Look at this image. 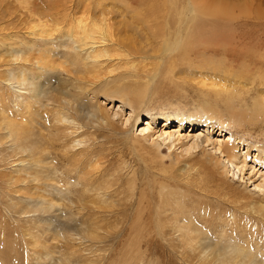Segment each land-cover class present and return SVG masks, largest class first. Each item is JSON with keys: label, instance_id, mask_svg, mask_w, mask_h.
<instances>
[{"label": "bare ground", "instance_id": "bare-ground-1", "mask_svg": "<svg viewBox=\"0 0 264 264\" xmlns=\"http://www.w3.org/2000/svg\"><path fill=\"white\" fill-rule=\"evenodd\" d=\"M177 1L172 0L169 6L175 21L165 18L162 24L158 20L161 16L155 15L158 11L155 14L147 11L145 13L143 11L146 8L139 11L125 5L126 8L118 13L121 20L115 22L117 20L110 18L109 14H112L110 9L106 10V6L103 8V4L100 12L97 11L98 8L96 12L92 9L76 12V7L72 5V8L68 5L74 0H68L63 5L50 6L49 9L38 7L33 4L34 2L25 3L26 6L21 7L12 18L0 19V178L9 191L18 188L25 190L28 187H43L40 189L43 193L40 197L43 199L37 201L31 198L22 199L27 206L19 211L15 210L17 206L10 198L11 194L6 195L8 200L6 204L12 214L7 216L22 227L23 240L27 246L30 247L32 240L38 242L34 250L45 258L44 261L40 259L44 264H72V259L81 264L95 263L85 257V252L92 253L94 249L92 250L91 245H84L83 237L90 242H97L100 237L89 230L81 234L69 230L70 228L66 232L55 229L52 220L58 217L55 214L61 215V208H63V215H112L124 208L123 204L134 199L141 208V203L149 197L145 190L135 194L136 189L139 188L136 187L138 182L135 178L139 172L138 168L132 172V181H127L126 186L121 184L123 178L120 173L125 167L122 162H126V156L121 148L124 146L129 147L128 152L135 159L136 162H134L139 169L170 170L167 175L170 179L186 177L189 181L193 180L201 189L194 187L204 193L211 203H215L214 199L220 200L237 211H244L247 215H257V218L264 221V129L262 128V125L264 126V76H256L257 81H260L258 85L262 87L251 89L257 93L251 105H249L251 102L248 104L249 99L246 97L249 93L248 88H246L248 93L246 92L245 97L240 94L243 97H240L241 111L235 110V104L230 103V100L225 101L226 112L223 111L224 113L215 106L220 104H216L218 98H229L235 93L231 94V89L234 90L236 86L232 85L233 88H231L225 83L232 79L228 80L226 76L229 73L226 75L227 72L224 69L226 76H221L224 79L212 75H208L212 76L208 80L205 77L197 78L201 90L215 99L213 100L215 105L208 102L204 109L194 110L196 116H192V113L189 116L176 108V112L148 113L145 121L147 123H144L141 122L140 115H135L137 104H144L147 94L157 91L162 83H160L161 66L158 65V68L153 70L154 68L150 69L151 65L147 62L161 60L163 57L149 56L146 55V50L138 49L137 39L129 36L131 34H129L130 25L127 17L131 15L133 19H137L138 23L131 25V32L134 31L131 36L136 37L135 34L138 35L137 37L148 36L145 38L146 46L150 47L153 43L157 46L161 45L166 56L182 49L187 50L189 41H193L195 34L191 18L194 9L192 1L188 0V9L186 13H182L183 8L179 10L176 7ZM77 2L83 3L81 0ZM222 9L225 17H228L229 11L235 9V12L239 14L238 17L243 18L245 23L251 22L249 25L241 26L240 24L239 29L249 26V30L256 31L257 28L264 26V0H224ZM150 18L153 21H149ZM230 19L229 15L228 20ZM147 30L148 33H144ZM244 38H239L243 39L241 41L236 38L220 39L217 40V46L228 50L239 60L252 61L253 65L264 62V41L250 42L251 39L246 41ZM253 50L259 51V55L251 57ZM247 70L249 69L244 68L247 76L245 81L256 75V71L251 73ZM55 77L58 78V86L48 84ZM242 83L243 81L239 80L235 84L241 89ZM107 100L117 101L120 106L116 105L119 106L116 110H114L116 106L108 110L104 105V101ZM125 107L131 110L126 117L122 115ZM132 121H134L133 125ZM161 123L164 126L159 129L157 125L160 126ZM225 127H231L233 131L229 130L230 133L226 134ZM104 130L114 132L123 142L114 141L108 135L104 136L107 142H97L99 138L96 139V133L102 134ZM131 140L143 141V147L125 145ZM162 147L170 152L169 165L160 150ZM198 154L204 158L196 162L198 157L200 158ZM110 156L115 157L110 159ZM148 161L154 163V166H149ZM192 172L195 174L194 179L190 178ZM230 175L238 180L239 187L244 184L242 190L235 186L234 180L229 181ZM190 184L188 185L191 186ZM249 186L253 189L248 190L251 188ZM164 196H166V205L161 206L157 215L161 213L162 216L171 215V217H165L164 221H172L171 224L168 222L170 229L181 232V239L185 240L187 249H192L195 245L193 242L200 235V231L190 227L192 222L184 223V219L190 221L192 218L183 217L195 215L196 212L187 210L181 199L177 198L178 196L172 197L171 193H166ZM54 197L59 199L55 200ZM211 198L214 199L211 200ZM147 204L150 209V201H147ZM124 206L127 207V205ZM205 206L210 207V204ZM211 207H214V204H211ZM211 207L208 209L213 213L215 209ZM127 208L123 210L125 213ZM200 210L197 209V212ZM227 210L224 213L227 214L229 211ZM146 211V209L141 210L142 214ZM137 212L141 216V213ZM147 212L151 214V211ZM50 214H54L53 218L49 217ZM242 222L237 225L239 229L244 226ZM33 232L36 233L32 234ZM146 232H148L147 229ZM44 234H47V238H44L46 237ZM233 235H235L234 232ZM255 239L251 243L255 245L257 254L252 247L242 246L237 241L232 244L230 240L220 245L209 244L210 246L206 249L212 252V256H198V263L264 264L259 253V249L264 248V239L262 238L259 243ZM63 240L70 252L67 254V261L53 257L54 254H58L57 245L63 244ZM49 242L51 244L47 246ZM245 242L250 243V240ZM82 246H84L83 250ZM262 250L264 253V249Z\"/></svg>", "mask_w": 264, "mask_h": 264}, {"label": "rangeland", "instance_id": "rangeland-1", "mask_svg": "<svg viewBox=\"0 0 264 264\" xmlns=\"http://www.w3.org/2000/svg\"><path fill=\"white\" fill-rule=\"evenodd\" d=\"M66 1H68V0H0V19L2 18V20H3V19L12 18L13 16H15V14H17L20 11L21 7L26 6L25 3H30V2L33 3L34 2L33 4L38 6V7H41V8L44 7L45 9H49L50 6L52 7V6L63 5ZM77 1L74 0V2H70L68 4V5H71L70 7H72V5H73V7H76L75 8L76 12H78V11L84 12V9H87V10L92 9V10H94L93 12H96L95 11V10H97L96 8H98L97 11L100 12V10L102 9V6H103V8H104V6H106V10L110 9V13H112V14H109L110 18L113 17L114 20H117L115 22H119L121 20V17L120 18L118 17V15H119L118 13L120 10L123 11L126 8V6L127 7L129 6L130 8L132 6L131 9L135 8V10H139V11H143V8H146V9H144L143 12L146 13V11H147L151 14H155L158 11L155 15L161 16L158 18V20H160L161 24L163 23L165 18H167V20L169 19L172 22L175 21V17L172 16V14H171L172 12H170V7H169L170 2L172 0H103L105 3L102 0H99L98 4H97L98 0H96V1H94V0H81L84 4L83 3L79 4V2H77ZM190 1H192L191 3H192V7L194 9V12H193L192 17H191L192 18L193 32L195 31L194 39H193V41H189V45H188L187 50L182 49L181 51H178L175 53H169V54H167V56L164 54L165 51L161 45L157 46L156 44L153 43V44H150V47L146 46V44H145L146 39L145 38L148 36L137 37L138 35L135 34L136 37H132L131 35L134 33V31L131 32V25L137 24L138 21H137V19H133L131 15H128V17H127V20H128L127 22H129V25H130L129 34H131L129 36L131 38L137 39V41L139 42L137 45L138 49H142L143 51L146 50L145 51L146 55H149V56L150 55H153V56L157 55V56L163 57L161 60H149L147 62L149 65H151L150 69L154 68L153 70H156L158 68V65L161 66L162 72L160 75V83L161 82L162 83L160 85V88L157 89V91L154 90L157 92V94H156V92L153 93L154 91L152 90L153 92L150 91L151 92V93H149L150 95L147 94V100L144 104H142V105L137 104L136 109H135V112H136L135 115L141 116V119H142L141 122L147 123L145 121H146L148 113L159 114L163 111L164 112H166V111L176 112V110H180V109H181L180 110L181 112H185V114H187V115L192 113L193 114L192 116H196V112L194 110H200V108L204 109L206 107V105L208 104V102H210L211 104H214L213 100H215V99L213 97L210 98L209 96H207L206 93H204L201 90L197 78L200 79V78L205 77V79L207 78V80L210 79L212 76L221 78V76L222 77L226 76L229 73L226 77L228 78L229 81H230L229 78H231L232 81L234 82V80H235V82L232 83V81H230V82H225V83L227 84L228 87L231 86V88H233L232 85H234V87L235 86L237 87V84H235L237 81H239V80L243 81L242 84H244V85L241 84V89H240V86L237 88L235 87L234 90H232L230 88L231 94H233L235 92L233 94V96H230L229 98H227V97L220 98V99L218 98L216 104L220 103L222 106L220 104H218V105L214 104L215 106L219 107V109L221 110L222 113L226 112V109H225V103L226 102L225 101L228 102L229 100H230L229 101L230 103L235 104V107H236L235 110L241 111L240 105H241L242 100L240 97H242V95L245 97V94L248 91L249 93L247 92L248 95L246 94V97H247V99H249V100H247L248 104H249L251 101L252 102L255 101V99L257 97V93L253 92V90L257 89V87H262V85H258V83L260 81H257L256 76H258V77L264 76V64H263L264 62H260L258 64L253 65L254 63H252V61L248 62L246 60L243 61L242 59L239 60L232 53L228 52V50H225V49L217 46V40L236 38V40L241 41L243 39H239V38L245 37L244 39L246 41L248 39L249 40L251 39L250 42L251 41L255 42L257 40L264 41V38H263L264 37V26H262L261 28L260 27L257 28L258 30H256V31L249 30L248 29L249 26H247V28H244V29H239L240 24H241V26L245 25V24L249 25V24H251V22L247 21V23H245L246 21L243 18L238 17L239 14L237 13V11L235 12V9H233V11H229L228 17H229V15L231 16V19L229 21L228 17L224 16V11L222 9L223 4H224V0H190ZM93 3L94 4L96 3V4L94 5ZM187 3H188V0H178L176 2V7L179 10H181L183 8L181 10V11L184 10L182 13H186V11L188 9ZM156 4H158V5H156ZM112 6H113V8H112ZM185 6H186V8H185ZM81 7H83V8H81ZM94 7H95V9H94ZM114 8H115V10L117 9L118 11L117 10L115 11ZM143 19L144 18H142V20ZM196 19H198V20H196ZM149 21H153V19L150 18ZM131 22L133 24H131ZM230 22H232V23H230ZM0 23H1V21H0ZM125 24H126V22H125ZM252 32H253V34H252ZM144 33L147 34L148 30L146 32L144 31ZM260 36H261V38H260ZM252 37L254 40L252 39ZM243 44H247V43L243 42ZM259 53H260L259 51L253 50V56H251V57H256L259 55ZM225 54H226V56H225ZM227 54L228 55L230 54V55L228 56ZM228 57L229 58L232 57V58H230L228 60L227 59ZM235 58H236V60H235ZM234 61H236L237 63L239 62V63L235 64L236 62L234 63ZM224 63H226L227 66H226V64L223 65ZM221 64L223 65V67H221L222 66ZM152 66H154V67H152ZM231 66H233V67H231ZM243 67L246 69H249L247 71H250L251 73H254L253 71H256V75L253 76L252 78H250L251 80L249 79L247 81V79H246V81H245V78L247 76L245 75L246 73H244L245 71H244ZM228 68H230V69L232 68V69L230 70ZM224 69L227 72L226 75H225ZM237 69H240V70L242 69V70L237 71ZM214 70H215V72H214ZM233 70L235 72L236 71L237 72L235 73ZM216 71H218L219 74L217 72V75H216ZM233 72H234V74H233ZM222 74H224V75H222ZM208 75L209 76L212 75V76L209 77ZM62 79L63 78H61V80ZM167 79H168V81H167ZM221 79H224V78H221ZM255 81H256V83H255ZM57 82H58V78L55 77L54 79H51V83H48V84H51L53 86H58ZM252 82H253V84H252ZM254 87H256V88H254ZM46 88H47V86H46ZM246 88H248L247 91H246ZM251 89H253V90H251ZM158 90H162V91H158ZM241 91L243 93H239ZM240 94H242V95H240ZM236 96L239 98L240 101L238 100V98ZM234 98H237V99L234 100ZM252 99H254V100H252ZM101 101H102V99H101ZM231 101H234V102H231ZM252 102L249 105H251ZM104 105L107 107L108 110H111L113 108V106H116V105L120 106V104L117 101L112 102L111 100L104 101ZM119 106H116L114 110H116ZM190 110H192V111H190ZM130 112H131V110L128 107H125L122 115L126 117V114L129 115ZM133 124H134V121H132V125ZM157 126L160 129V128H163L164 124L161 123L160 126L159 125H157ZM262 128L264 129L263 125H262ZM224 130L225 131L227 130L225 132L226 134L230 133V131H233L231 129V127H229V128L225 127ZM102 132H103L102 134H101V132L96 133V139L99 138L98 139L99 141L97 140V142H100V141L101 142H107L105 140L106 138H104L105 135L111 136L114 141H117L119 143L123 142L121 140V138L119 136H117L114 132H112L113 134L109 130H104ZM100 138L102 140L103 139L104 140L102 141ZM131 141H129V144L125 143V145H132V146H136L137 148L139 146L143 147V144H144L143 141H137V142L135 140H134L135 142L134 141L131 142ZM110 146H112L111 143H110ZM121 148L123 149V152L126 156L125 157L126 162H122V164L125 167H128V168L123 167L121 170L120 174H121V177L123 178V180H122L123 182L121 181V184H123V186H126L129 181H132V179H133L132 172L134 170H137V168H138V170H139V172L137 173L138 176L136 175L135 178H137V182H138L136 187H139L140 189L137 188L135 194L137 195L138 194L137 192H139L140 190L141 191L145 190L144 192L147 195H149V197L146 200H144L146 202L143 201L141 203V205H142L141 208L138 206V202L134 199L133 201H129L126 204H123L124 208H122L119 212L112 214V215H63V210H62L63 208H61V215L60 216H59V214H55V215H58V217L53 218L54 214L49 215V217L53 218V220H52L53 227L55 229H58L61 232L62 231L66 232L70 228L69 230H71V231L74 230L75 232L84 234L85 230H89V232H93V234L100 237V240H98L97 242H90L89 240H87V238L83 237V243L85 246L86 245L93 246L92 250L93 249L96 250L97 247H99V249H97L96 251L93 250L92 253H89L88 251L85 252L84 254H85L86 258L88 257V258H90V260H93L95 262L94 264H99V263L100 264H127V263L128 264H133V263L134 264H140V263L141 264H200V263H198V260H197L198 256L199 257H201V256L202 257L212 256L211 255L212 252L210 250H207L210 245L225 244L226 242L228 243V241H230V240L233 242L232 244H234L235 241H237V242H240V244H242V246L247 245V246L252 247L254 252L257 254V249H256L255 245L253 243H251V241L252 240L254 241V239L256 238L255 241L259 243L262 238L264 239V228H263L264 221L257 218L258 217L257 215H247V214H245L244 211H241V210L237 211L231 205L227 206V204H224L220 200L218 201L214 198H211V200L214 199L213 201L215 203H211L210 199L207 198L204 195V193L199 191L201 188L198 185H196L193 180L192 181L190 180L191 181L190 182L186 177H184L183 179L175 178V177L170 179L167 176L168 173H170V170L164 171L163 169L160 168V170L159 169L158 170L157 169H150L151 171H147L146 169H139V166L137 165V163H135L136 162L135 159H133V156L130 155L128 152L129 147L124 146V148L123 147H121ZM160 150L163 152V157H164L167 165H169V163H170V160H169L170 159V152L165 147L160 148ZM118 155H119V153L115 156L117 157ZM199 155H200V158L198 157L196 162L202 161L203 160L202 158H204V157H201L202 156L201 154H198V156ZM115 156H110L109 158L113 159ZM128 157L129 158L131 157V158L129 159ZM159 158H161V156ZM159 158H158V160H159ZM147 163L149 164V166H152V165L154 166V163H152L150 161H148ZM132 168H133V170H132ZM155 171L157 174L155 173ZM127 173H128V175H127ZM178 174H180V173L178 172ZM194 176H195V174L192 172V175L190 176V178L194 179ZM164 177H167V178H164ZM229 178H230L229 181L234 180L236 182V184H235L236 187L241 188L240 190L243 189L244 184L241 187H239L240 185H239L238 180L236 178H233L232 175H230ZM193 182L195 185L193 184ZM166 184H167V186H165ZM188 184H190L191 186H189ZM194 186H197L199 188V190H198V188H196ZM224 186H226V185H224ZM249 187H251V188H248V190L253 189L252 186H249ZM41 188L43 189V187L41 186V187H36V188L28 187L25 190L18 188L16 190L13 189V190L9 191L6 188V184L3 183L2 178H0V191H1L0 192V264H21V263L22 264H30V263L31 264H35V263L36 264H44L42 261H44L45 258L38 255V252H36L34 250V249H36L35 246L36 245L38 246V242L36 240H32V241H30V247L27 246V244L23 240V229H22V227L19 225V223H17L13 219H11L10 216H7V215H12V214L9 211L10 209L9 210L7 209V207H9V206H8V204H6L8 201L6 198V195L11 194L12 196L10 198L13 200L14 204L17 206V209H15V210L19 211L23 207L27 206V204L22 199L31 198V199L36 200V201L39 199H43V197H40V195L43 194L40 191ZM166 193H171L172 197L178 196L177 198L181 199V201L184 203L187 210H190L191 212H196L195 215L191 214L189 216L183 217V218H192L190 221H189V219H184V223L190 224V222H192L193 225L190 224L191 226L190 225H187V226L195 227L196 229H198L200 231V235L193 242V245L194 244L195 245L193 246L192 249H187L186 244H185V240L181 239V234H180L181 232H178L177 229H176V231H172L174 229H170L169 223L171 224L172 221H170V222L168 221L169 223L164 221L166 219L165 217H168V216L171 217V215H167V216L163 215L162 216V213L160 215H157V212L161 208V206L164 207L166 205V196H164V194H166ZM187 193H188V195H187ZM187 196H188V198H187ZM14 197H19L21 199L14 198ZM44 197H47V196L44 195ZM54 198H55V200L59 199L58 197H54ZM147 201H150V207H151L150 209L148 207ZM216 201H218V202H216ZM61 204L63 205V202H61ZM206 204H210V207H211V204H214V207H211V209L212 208L215 209V210H213V213H212V211L210 212V210L208 209L210 207L206 208V206H205ZM124 205H127L128 208L125 207ZM189 206L191 209L189 208ZM125 208H127L126 213L123 211ZM142 209H146L147 211H151V214L147 211H146V213L142 214V212H141ZM197 209H201V210L199 212H197ZM226 209L229 210V211L227 210L228 211L227 214L224 213L226 211ZM204 210H206V211H204ZM134 211H135V213H134ZM137 211H139V213H141V216H140V214H138ZM235 212L239 215H237ZM202 213L204 216L202 215ZM207 213H208V215H207ZM217 213H218V215H217ZM214 214H215V216H214ZM142 215H145V216L142 217ZM210 218L213 220H211ZM227 219H229V220H227ZM225 220H227L226 221V222H228L227 224H226ZM233 221H234V223H233ZM237 221H239V222H237ZM206 222H207V224H206ZM240 222H242V224H244V226H242L241 229H239L237 226V225H239ZM167 223H168V225H167ZM252 223H254V224H252ZM141 224H142V228H140ZM209 225L211 227H213V229ZM196 226H198V227H196ZM231 226L232 227L234 226V227L232 228ZM155 227H157V229ZM244 227H246V228H244ZM143 229H145V230H143ZM146 229L149 233L146 232ZM256 229L259 230L260 232L257 231ZM224 232L228 233V234H225ZM233 232L235 233V235H233ZM238 232H239V234H238ZM34 233H36V232H33L32 234H34ZM158 233H160V235ZM59 234H63V233H59ZM134 234H135V236H134ZM254 234H255V236H254ZM177 235L178 236L180 235V236L178 237ZM45 236L46 237H44V238H47V234ZM171 236H175V237H171ZM223 237H225V238H223ZM231 237H233V239ZM58 238L60 239V237H58ZM238 238H240V239H238ZM246 240H250L251 244L246 243L245 242ZM147 241H149V242H147ZM63 242H64V240H63ZM195 242H197V243H195ZM50 244H51L50 242L47 243V246H50ZM183 244H184V246H183ZM65 245H66L65 242L63 244L60 243L59 245H57L58 254H54L53 257L59 258L60 260H62V258H63L67 261V258H68L67 254L70 252L67 250ZM174 245H176V246H174ZM195 248H196V250H194ZM81 249L83 250L84 246H82ZM262 249H264V248L259 249L260 259L264 260V253L262 252L263 251ZM185 250H186V252H185ZM187 250H188V252H187ZM195 251H196V254H195ZM187 253H189V254H187ZM186 255H187V258H186ZM6 256H8V257H6ZM32 257H33V259H32ZM37 258L39 259V261ZM69 258H71V256ZM141 258H143V259H141ZM194 258H196V259H194ZM101 259L103 261H100ZM121 259H122V261H121ZM125 259H126V261H125ZM140 259L143 260L144 262L141 261ZM72 260H73L72 264H81L79 262H76L75 259H72ZM132 260H134L135 262Z\"/></svg>", "mask_w": 264, "mask_h": 264}]
</instances>
